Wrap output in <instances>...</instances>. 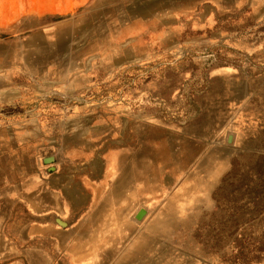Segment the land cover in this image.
<instances>
[{
  "label": "rangeland",
  "instance_id": "1",
  "mask_svg": "<svg viewBox=\"0 0 264 264\" xmlns=\"http://www.w3.org/2000/svg\"><path fill=\"white\" fill-rule=\"evenodd\" d=\"M83 146L126 194L60 165L73 231L16 205L24 264H264V0H0V186Z\"/></svg>",
  "mask_w": 264,
  "mask_h": 264
},
{
  "label": "crops",
  "instance_id": "2",
  "mask_svg": "<svg viewBox=\"0 0 264 264\" xmlns=\"http://www.w3.org/2000/svg\"><path fill=\"white\" fill-rule=\"evenodd\" d=\"M97 149L84 146L76 147L74 155L65 157V161L62 163H54L45 168L44 175L37 173L35 174L36 177L31 179L21 178L16 184L5 182L0 186V264H24V254H15L12 249L11 236L6 233V226L11 220L14 207L18 204L27 213L36 217L35 226L30 227L29 230H37L43 239L46 238V235L50 239L54 236L53 240L58 243L61 236L70 235L73 231L72 225L75 215L66 200L64 185L58 184L56 181L58 177L63 175L59 171L60 165H68L72 169L70 176H68L69 181L73 180L80 188L89 190L91 195L90 208H103L101 202L105 199L100 198L103 194H126L125 183L129 175L125 172L127 170L124 166L122 170L120 168L115 169V166L110 162L115 151L111 150L101 155V153L99 154L100 150ZM98 158L102 159L101 174L94 178L85 172V169ZM42 161L46 162V159L42 158ZM119 189H121L120 192H115ZM86 205L87 203L81 209L84 210ZM62 224L64 228L59 227ZM29 254H31V260L46 263L48 256L46 251L38 250ZM26 264H30L29 261H26Z\"/></svg>",
  "mask_w": 264,
  "mask_h": 264
}]
</instances>
